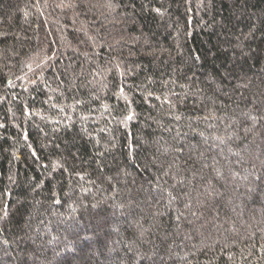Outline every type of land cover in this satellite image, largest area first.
<instances>
[{"label": "trees", "instance_id": "1", "mask_svg": "<svg viewBox=\"0 0 264 264\" xmlns=\"http://www.w3.org/2000/svg\"><path fill=\"white\" fill-rule=\"evenodd\" d=\"M0 264H264V0H0Z\"/></svg>", "mask_w": 264, "mask_h": 264}]
</instances>
